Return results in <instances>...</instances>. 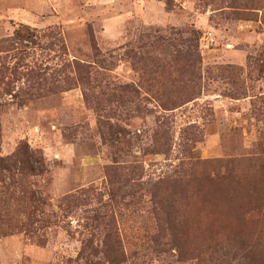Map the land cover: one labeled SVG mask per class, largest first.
<instances>
[{
    "label": "rangeland",
    "instance_id": "obj_1",
    "mask_svg": "<svg viewBox=\"0 0 264 264\" xmlns=\"http://www.w3.org/2000/svg\"><path fill=\"white\" fill-rule=\"evenodd\" d=\"M21 147L44 171L0 169V264L109 236L122 264H264V0H0V165Z\"/></svg>",
    "mask_w": 264,
    "mask_h": 264
},
{
    "label": "trees",
    "instance_id": "obj_2",
    "mask_svg": "<svg viewBox=\"0 0 264 264\" xmlns=\"http://www.w3.org/2000/svg\"><path fill=\"white\" fill-rule=\"evenodd\" d=\"M40 159L41 158L38 155V153L36 152L31 153L26 148L21 147L19 148L18 152L15 154L14 165H0V169L1 170L5 169L8 172H10L12 169H19L22 173L23 180H25L28 175H36V170H39L41 173L44 171L43 165H37V166L32 165L34 161L40 162L41 161ZM23 180L20 181V184L23 188H25L26 181H23ZM1 181H3V179ZM26 193L27 192L24 191L23 194H26ZM11 196H15V195L12 194ZM29 196L30 197L27 198V197L20 195V196H17L18 198L17 200H19V202H23L29 199L32 202H36L37 199L34 196L33 197H31V195ZM116 239L117 238L114 236H109L106 240V247L105 249H103V252H104L103 254H104L106 261L87 259L83 264H122V262L125 261V258L123 257L124 253L122 251L120 242L117 241ZM85 246L83 247V251L79 255V258L73 261L71 260L70 263L68 264H81L80 260L82 259L85 260V258H83V255L86 252L87 248H93L95 250L96 255L100 253L98 249L94 247H90L89 243H86ZM175 248L178 252L179 257L183 258L184 257L183 251L179 249L178 246Z\"/></svg>",
    "mask_w": 264,
    "mask_h": 264
}]
</instances>
